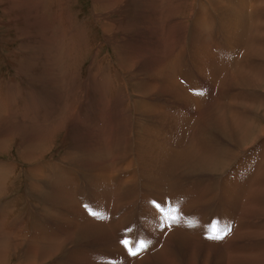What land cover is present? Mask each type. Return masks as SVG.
I'll use <instances>...</instances> for the list:
<instances>
[{
    "label": "rangeland",
    "instance_id": "rangeland-1",
    "mask_svg": "<svg viewBox=\"0 0 264 264\" xmlns=\"http://www.w3.org/2000/svg\"><path fill=\"white\" fill-rule=\"evenodd\" d=\"M5 1L0 0V118L5 113H20L23 117L19 120L20 125H13L12 129L9 130L12 131L9 137L0 144V160L16 165L15 173L18 181L21 182V188L17 195L25 193L27 172L31 164L36 165L29 171L30 175L38 179H44L45 185L48 184L50 186L47 191H44L42 187L33 185V193L44 202L62 211L52 212L44 210L55 221V226L53 227L54 236L46 237L41 241H29L25 236L20 239L17 236H11L23 241V245L17 250L16 247L15 249L12 247L7 259L0 264H28L31 258L29 254L35 256L33 258L35 264H52V260L60 257L63 253H67L68 249H72L68 255L71 264H110L77 250L75 242L89 245V248H99L107 251L106 253L120 256L121 260L118 264H135L137 257L127 254L123 245L114 238L113 234L116 225L126 217V211L119 218H112L108 225L105 220L106 212L113 198V184L117 183L118 186L122 182L120 178L110 174V165L105 148L103 128L107 120L104 118L110 112L115 116L114 124H117L114 137L119 147H122L121 153L118 154L120 163H124L131 156L134 124L139 120L134 135L136 143L134 151L138 157V163L147 177L146 186L152 191L151 196H153L145 199L142 210L143 228L146 238L149 237V251L155 252L153 258H146V264H249V262L254 264V260L256 263L258 262L257 264H264V207H262L263 209L256 208L255 203H253L255 202V194L258 191L259 183L254 185L255 187L250 190V193L248 192L249 199L247 203H242L244 194L249 189V183L253 179L252 174L244 176V172L247 170L246 167H251V163L258 154L262 153L264 155V144L260 143L261 137L264 136V80L261 82L262 85L244 89L243 85L235 82L233 78V73L236 75L240 72L234 68L237 66V62L238 67L242 68L245 75L248 73V66L253 67L260 64L259 66L263 70L264 56L261 54V57L253 58V47L247 49V52L243 55V39L240 35L233 36L229 34L232 40L238 41L235 46L224 43V46L231 49V56L226 59L214 57L215 54L211 55L213 52L207 45V30L203 34L199 28L200 25H198L199 20H201L208 29L211 22L209 23L207 18L210 17L211 20L217 19L219 24L211 25V36H215L214 38L218 41L220 40L219 42L221 43L224 42L226 35L224 27L222 28L223 21L228 23L229 15L227 14L228 17L225 19V16L223 17L217 13V6L213 3L215 2L214 0H171L172 5L170 0H162L163 4L160 9L162 12L160 13L158 12V5H155L159 0H8L7 9L3 7ZM108 1L113 3H108ZM228 1L231 2L232 0ZM216 2H223V0H216ZM205 4L207 6H209L208 4L211 5V13L206 12L204 14L202 5L205 6ZM258 4L261 5V3ZM15 7L20 11L19 13L14 11ZM166 9L172 13L167 14L165 17V14L162 13H165ZM227 11L233 19L232 13L229 10ZM174 14L175 18L170 17ZM253 14L256 15L258 13L252 12L250 20L254 16ZM42 15H44L43 19H41ZM108 15L111 17L106 18ZM43 20H45V23L47 21L51 22L45 24ZM55 22L57 25L54 27ZM50 24L53 26L52 28ZM39 26L42 27L40 28ZM101 26L104 27V31ZM107 26H109L108 29ZM159 27L161 28V33ZM114 28L117 33L111 35L110 33L113 32ZM47 30H49V35ZM104 32L106 34L109 33L108 43ZM185 37L189 44L194 68L199 75L200 81L204 84L202 92H189V87L181 84L176 75H174L172 59L175 55L181 60L185 57L183 45ZM161 38L166 45L165 50L160 49L159 42ZM52 42L54 44L58 43L59 46L56 45L58 48L60 47L59 50L53 48L54 53L50 50L53 46ZM100 46L103 47L97 53L96 50ZM205 50L207 53L209 51V53L204 58L202 55ZM163 52L165 55H163ZM249 52L251 53L249 54ZM15 53L20 54L19 63L15 60ZM54 54H58V57H60L57 62ZM137 60H139V65L135 66ZM215 68L221 72L225 70L224 76L220 78L219 71L215 70ZM82 76L86 78L84 86L92 90L93 94L90 95L92 97L91 100L87 102L89 111L80 120L77 117L70 118L67 114H69L68 110H70L69 104L74 107L73 101L77 104L79 103L77 92ZM60 78L64 79L63 85ZM57 80H59V83H56ZM154 82L160 83L161 85L159 84V86L161 88L165 89L166 87L168 90L160 88L158 91H155L156 89L152 91ZM217 85L221 99L226 102L224 108L229 109L240 102V106L244 105L243 103H249L252 108V110L248 109L251 112H249V126L252 131L250 133L253 134L254 132L257 136L250 142H247V140H244L242 144L239 143L240 140L229 142L215 129V121L211 114L215 111L228 112V109L221 110L216 107L214 92ZM150 87L152 88L150 89ZM8 93L10 94L8 95ZM58 94L63 95L64 101L66 100L63 109ZM71 94L73 95L71 96ZM107 98L110 101L108 106H106ZM167 101L173 104L171 110H167L168 107H171ZM210 102L212 105H210ZM229 103L231 104L230 106ZM201 104H206V106ZM34 105L39 106L38 109L40 108V110L43 109L40 114L36 115L33 112L32 107ZM51 110H53L52 113ZM48 113L54 116L55 119L53 120L55 122L47 118ZM120 113L123 114L121 115ZM27 115H33L32 118L34 117L40 122L46 121L44 123L45 128L38 132L35 129L32 131L31 129L36 120H30ZM24 117H27V120ZM195 117H199L200 120L201 129L199 134L202 139L196 137L192 141L189 129H191L190 126H192V121ZM69 119L73 120L70 121ZM164 125H167L166 129H163ZM1 130H5V128L0 126ZM82 132L83 134H81ZM202 132L203 136L201 135ZM209 134L211 137L208 138ZM214 136L215 138H213ZM40 137L45 138V140L42 142L38 141L37 139ZM255 140L259 141L260 144L254 147L252 153L247 155L248 159L242 164L243 173L241 177L233 170L225 178L223 197V200L225 198V228L227 229L230 224L231 231H235L236 229H233L234 223L240 217L241 212L245 214V216L243 215L244 219L248 215L250 222H252L251 228H249V224H244L238 229L240 239L235 249L229 250L227 246L228 235L231 231L227 232L223 239L202 240L195 235L194 228L179 225L178 211L176 210L177 212H175L174 209L177 208L176 204L181 207L186 205L189 200L187 189L181 185L179 172L196 178L195 186L200 193L204 194L207 183L209 185L211 181L206 182L202 179L201 174L203 175V171L206 174H210L212 171L217 174L222 168L229 165L232 159H236L239 156L240 151L233 152L230 151V148L237 147V150H244L256 142ZM205 141L210 142L211 146H215L216 143L218 145L214 152L217 156L216 160L212 159L213 165L210 164L208 167L210 170L201 169L202 165L200 163H196V170L184 168L185 158L183 153L185 151V143L193 150L202 153L207 149ZM201 143L202 145H200ZM221 144L223 146H220ZM99 147H101V150ZM97 151L100 154H95ZM164 152L169 154L165 155ZM55 160H62L76 165L89 175V185L93 200L102 209L100 216H91L84 210L74 196V181L69 177L61 172L55 177L48 176L43 172V169ZM175 161L180 162L184 169L176 168ZM158 163L162 165V168ZM244 164L245 166H243ZM2 167L9 174V177L13 175L12 170L8 168V164ZM157 169H160V172ZM190 173H193V176ZM234 181L235 183H233ZM246 181V185L241 188ZM238 187L240 188L238 189ZM256 187L258 188L256 189ZM261 188H263L261 191L263 193L264 186ZM251 193L254 195V198L252 196L253 200L250 197ZM69 194H73V196ZM263 194H259V196L264 201ZM52 195L55 196L53 201ZM12 197L13 195H5L3 198L4 201H7ZM151 199L162 201L167 209L166 212L158 214V209L150 201ZM250 203H253L251 207ZM8 204V202H4L2 205L0 204V207ZM234 205L236 208H234ZM6 209L1 213L8 217L10 211ZM4 211L6 212L4 213ZM129 211L133 219L132 223L139 225L136 216L132 215L135 212V204L132 203L130 205ZM157 216L159 217L157 218ZM78 228H82V230L74 239L67 240L58 246L55 244L60 237L68 235L74 230L78 232ZM134 229L137 230L138 227L134 225ZM170 229H173L174 233ZM169 236L172 239L167 242V237ZM39 243H42L43 246H40ZM180 244L181 246H179ZM34 245L39 247L37 246L36 248ZM52 249L55 251L53 252L54 256L51 253ZM143 252L145 253L146 251L143 249ZM145 256L148 255L145 253L142 257Z\"/></svg>",
    "mask_w": 264,
    "mask_h": 264
},
{
    "label": "bare ground",
    "instance_id": "bare-ground-1",
    "mask_svg": "<svg viewBox=\"0 0 264 264\" xmlns=\"http://www.w3.org/2000/svg\"><path fill=\"white\" fill-rule=\"evenodd\" d=\"M115 1V0H114ZM120 1V0H119ZM124 1V0H123ZM144 1V0H143ZM176 1V0H175ZM211 1V0H210ZM215 2H213L216 6H217V10H216V12L217 13H219L221 16H225V19H226V17H228V15H229V22L228 23H225L224 21H223V25H222V28L224 27V30H225V37H224V42H223V45H224V43L225 44H229V45H231V46H235V44L238 42H235L234 40H232L231 39V36H229V34H231V35H240V37L243 39V47H244V52L242 53L243 55H244V53L245 52H247V49H250L251 47H253V50H252V53H253V55H252V57L253 58H256V57H261V54H262V56H264V0H237V2H235V0H232L231 2H229L228 0V2L226 1V0H223V2H216V0H214ZM32 2V1H31ZM111 3H113L112 1H110ZM109 1H108V3H110ZM163 1L162 0H159L155 5H158V12L160 13V12H162V10L160 11V9L162 8V3ZM174 2V1H173ZM122 3V2H121ZM124 3V2H123ZM170 3H171V0H170ZM258 3H261V5L260 4H258ZM130 4V3H129ZM9 5V3H8V0H6L5 1V3H4V6L3 7H5L6 9H7V6ZM171 5H172V3H171ZM175 5V4H174ZM193 5V4H192ZM35 6V5H34ZM108 6H109V4H108ZM108 6H107V8H108ZM100 7H101V5H100ZM156 7V6H155ZM173 7H175V6H173ZM194 7V6H193ZM96 8H97V6H96ZM172 8V7H171ZM39 9V8H38ZM101 9H102V7H101ZM104 9V8H103ZM116 9V8H115ZM168 9V8H167ZM166 9V12L165 13H162V14H165V17L167 16V14H171L168 10ZM174 9H176V8H174ZM213 9H214V7H213ZM105 10H106V8H105ZM164 10V9H163ZM227 10H229L231 13H232V17H233V19L231 18V16H230V14L228 13V11ZM14 11H16L17 13H19L20 11H18L17 9H16V7L14 8ZM170 11H172V10H170ZM214 11V10H213ZM41 12V11H40ZM48 12V11H47ZM157 12V13H158ZM168 12V13H167ZM252 12H254V13H258V14H256V15H254V16H252V19L250 20V16H251V14H252ZM42 13V12H41ZM36 14V13H35ZM111 14V13H110ZM213 14V13H212ZM228 14V15H227ZM45 15V14H44ZM44 15H42L40 18L41 19H43L44 17ZM227 15V16H226ZM40 16V15H39ZM153 16V15H152ZM175 16V14L173 15V16H170V17H174ZM104 17V16H103ZM111 16L110 15H108V17H106V18H110ZM138 18V17H137ZM175 18V17H174ZM215 18V17H214ZM40 19V20H41ZM168 19V18H167ZM224 19V20H225ZM46 20V19H45ZM45 20H43V22L45 23ZM55 20H56V18H55ZM221 20V19H220ZM53 21V20H52ZM226 21V20H225ZM42 22V21H41ZM40 22V23H41ZM47 22H51V21H47ZM46 22V23H47ZM60 22V21H59ZM45 23V24H46ZM3 24V23H2ZM52 24V23H51ZM50 24V25H51ZM102 24V23H101ZM107 24V23H106ZM178 24V23H177ZM43 25V24H42ZM49 25V26H50ZM57 24H56V22L54 23V27L56 26ZM103 25V24H102ZM198 25H200V29L202 30V32H203V34H204V31L207 29V27L202 23V21L201 20H199V24ZM216 25V24H215ZM111 26V25H110ZM112 26H113V24H112ZM252 26V27H251ZM40 27V26H39ZM42 27V26H41ZM40 27V28H41ZM44 27H45V25H44ZM43 27V28H44ZM53 26L51 25V28H52ZM108 27L109 26H107V29H108ZM140 27V26H139ZM165 27V26H164ZM184 27V26H183ZM104 28V27H103ZM160 28V27H159ZM199 28H198V31H199ZM46 29V28H45ZM106 29V31H108ZM111 29V28H110ZM180 29V28H179ZM219 29V28H218ZM54 30V29H53ZM174 30V29H173ZM156 31V30H155ZM159 31H160V33L162 32L161 31V28L159 29ZM117 33V30L114 28L113 29V32L112 33H110L111 35L112 34H116ZM212 33V32H211ZM47 34L49 35V30H47ZM109 34V33H108ZM177 34V33H176ZM194 34V33H193ZM214 34V33H213ZM216 34H217V32H216ZM110 35V36H111ZM174 35V34H173ZM40 36V35H39ZM44 36V35H43ZM55 36V35H54ZM53 36V37H54ZM176 36V35H175ZM232 36V37H233ZM174 37V36H173ZM194 37V36H193ZM215 37V36H214ZM48 38H50L49 36H48ZM48 38H46V39H48ZM160 38V37H159ZM177 38V37H176ZM207 38V37H206ZM235 38V37H234ZM199 39V38H198ZM41 41V40H40ZM51 41V40H50ZM220 41V40H219ZM223 41V40H222ZM47 42V41H46ZM62 42V41H61ZM53 43V42H52ZM59 43H60V41H59ZM115 43H117V42H115ZM160 44V49L161 50H165L166 49V45H165V43H164V41H162V38H161V40H160V42H159ZM50 44V43H49ZM57 45H58V43H56ZM56 44H54L53 43V46H52V48L50 49V50H52L53 51V48H55V49H57V50H59V48H58V46L56 45ZM42 45H44V44H42ZM64 45V44H63ZM205 45V44H204ZM60 46H61V44H60ZM179 46V45H178ZM49 47V46H48ZM173 48V47H172ZM238 48V47H237ZM169 49V48H168ZM177 49V48H176ZM241 49H243V48H241ZM46 50H47V48H46ZM129 51V50H128ZM139 51V50H138ZM167 51V50H166ZM170 51V50H169ZM168 51V52H169ZM211 52V51H210ZM53 53H54V51H53ZM208 53H209V51H208ZM208 53H207V51L205 50V52H203V57L205 58V57H207L208 56ZM251 52H249V54H250ZM27 54V53H26ZM56 54V53H55ZM54 54V57H55V61L57 62L58 61V59L60 58V57H58V54L57 55H55ZM163 55H165L164 54V52H163ZM211 55H214V53H212ZM210 56V55H209ZM215 56V55H214ZM53 57V58H54ZM239 57V56H238ZM241 57V56H240ZM50 58V57H49ZM156 58V57H155ZM35 59V58H34ZM165 59V58H164ZM163 59V60H164ZM242 59V58H241ZM15 60H16V62H20V54H17V53H15ZM133 60V59H132ZM162 60V59H161ZM251 60V59H250ZM254 60V59H253ZM257 60V59H256ZM12 61V60H11ZM54 61V60H53ZM138 62H139V60H137V62L135 63V66L138 64ZM13 63V62H12ZM32 63H34V62H32ZM54 63V62H53ZM53 63H52V65H53ZM168 63H169V61H168ZM256 63V62H255ZM234 64H236V63H234ZM132 65H133V63H132ZM139 65V64H138ZM137 65V66H138ZM253 65V64H252ZM251 65V66H252ZM260 64H258V65H256V66H253V67H249L248 66V68H247V70H248V73H247V75H245V73H244V71H242V68L241 67H238L239 65H238V62H237V66L236 67H234L235 69H236V71H240L238 74H236V75H234V73H233V78H234V80H235V82H237V83H241L242 85H243V87H244V89H248V88H251L252 86H254V88L255 87H257L258 85H262L261 84V82L264 80V73H263V70H262V68H260V66H259ZM131 66V65H130ZM171 66V65H170ZM215 66V65H214ZM38 67V66H37ZM169 67V66H168ZM53 68V67H52ZM60 68V67H59ZM128 68H129V66H128ZM233 68V69H234ZM24 69V68H23ZM217 68H215V70H216ZM54 70V69H53ZM167 70V69H166ZM174 70V69H173ZM218 70V69H217ZM243 70H245V69H243ZM49 71V70H48ZM172 71V70H171ZM219 71V70H218ZM246 71V70H245ZM46 72V71H45ZM173 72V71H172ZM234 72V71H233ZM23 73V72H22ZM224 73H225V70H222V72L221 71H219V74H220V78L221 77H223L224 76ZM47 74V73H46ZM174 74V73H173ZM218 74V75H219ZM44 75H45V73H44ZM166 75V74H165ZM165 75H164V77H165ZM175 75V74H174ZM216 75V74H215ZM217 75V76H218ZM47 76V75H46ZM52 76V75H51ZM54 76V75H53ZM162 76V75H161ZM160 76V77H161ZM56 77V76H55ZM74 77V76H73ZM80 77V76H79ZM163 77V78H164ZM50 78V77H49ZM174 78H176V77H174ZM213 78V77H212ZM218 78V77H217ZM47 79V78H46ZM52 79V78H51ZM160 79V78H159ZM55 80H56V78H55ZM64 80V79H63ZM63 80H62V78H60V81H61V83H62V85H63ZM49 82V81H48ZM53 82V81H52ZM56 82V81H55ZM73 82V81H72ZM160 82V81H159ZM56 83H59V80H57V82ZM160 84V83H159ZM159 84H158V82H154L153 84H152V86H153V89H151L152 87H150V89L152 90V91H154L155 89V91H158L161 87L159 86ZM71 85H74V84H71ZM161 85V84H160ZM60 86V85H59ZM159 88H158V87ZM64 87V86H63ZM62 87V88H63ZM237 87V86H236ZM67 88H69V87H67ZM241 88V87H240ZM26 89V88H25ZM162 90H165V89H167L166 87H165V89L162 87L161 88ZM150 90V91H151ZM168 90V89H167ZM59 91H60V89H59ZM71 91V90H70ZM8 92H10V91H8ZM12 92V91H11ZM10 92V93H11ZM68 92V91H67ZM10 93H8V95L10 94ZM61 93V92H60ZM62 94V93H61ZM61 94H58L59 95V98H60V101H61V107H62V109L64 108V106H65V101H64V96L63 95H61ZM13 95V94H12ZM73 94H71V96H72ZM11 96V95H10ZM70 96V97H71ZM205 96V95H204ZM238 96V95H237ZM18 97V96H17ZM34 97V96H33ZM57 97V96H56ZM68 97V96H67ZM32 98V97H31ZM63 98V99H62ZM241 98V97H240ZM57 99V98H56ZM65 99H67L66 97H65ZM232 99V98H231ZM69 100V99H68ZM107 100V99H106ZM213 100V99H212ZM239 100V99H238ZM209 101V100H208ZM215 102V101H214ZM205 103V102H204ZM234 103V102H233ZM103 104V103H102ZM139 104V103H138ZM207 104V103H206ZM206 104H203V105H205L206 106ZM234 104H237V103H234ZM239 104H241V102L239 103ZM239 104H237V105H233L232 107H230L229 108V111L226 113V112H220V111H215L214 113H212L211 114V116L213 117V119H214V127H215V129H217V132H219V133H221V136L222 137H224V138H226V140H228L229 142H234V141H236V140H240L239 141V143L240 144H242L243 142H244V140H247V142H250L252 139H254V138H256V134H254V132H253V134L252 133H250V132H252L251 131V128H250V126H249V119H250V116H249V112L250 111H248V109H250V110H252V108L249 106V103H243L244 105H242V106H240ZM67 105V104H66ZM202 105V104H201ZM202 105V106H203ZM210 105H212L211 104V102H210ZM209 105V106H210ZM231 104L229 103V106H230ZM239 105V106H238ZM254 105V104H253ZM31 106H32V104H31ZM51 106V105H50ZM200 106V105H199ZM208 106V105H207ZM229 106H227V107H229ZM39 107V106H38ZM38 107L36 106V105H34L33 107H32V110H33V112L37 115V114H40L41 112H42V110H40V108L38 109ZM60 107V106H59ZM68 107V106H67ZM141 107V106H140ZM214 107V106H213ZM217 107V106H216ZM242 109H241V108ZM247 107V108H246ZM252 107H254V106H252ZM212 108V107H211ZM218 108V107H217ZM52 109V108H51ZM56 109V108H55ZM55 109H54V111H55ZM61 109V108H60ZM61 109V110H62ZM202 109V108H201ZM214 109V108H213ZM217 110V109H216ZM46 111V110H45ZM52 111L53 110H51V113H52ZM98 111V110H97ZM182 111V110H181ZM59 112V111H58ZM51 113H48L49 115H48V117L47 118H49V119H52V121H54L53 119H55L54 118V116H52V114ZM68 113H69V116H70V118H73L74 116H73V111L72 110H68ZM183 113V112H182ZM251 113V112H250ZM45 114H47V113H45ZM58 114H60V113H58ZM228 114V115H227ZM28 116V118L30 119V120H36L35 121V123H34V121H33V127H32V131H34V129L35 130H37V132L38 131H41L43 128H45V125H44V123L46 122V121H44V122H40L38 119H36V118H32V116L33 115H27ZM45 116V115H44ZM43 116V117H44ZM198 116V115H197ZM204 116V115H203ZM3 117V119L1 120V118ZM1 118H0V126H3L4 128H5V130H1L0 131V144L3 142V140H6L8 137H9V135H10V133L12 132V131H9L10 129H12V127H13V125H15V124H18V125H20V118H22L23 116H22V114H17V113H14V114H9V113H5L3 116H2ZM42 117V116H41ZM183 117V116H182ZM25 118V117H24ZM39 118V117H38ZM47 118H46V120H47ZM26 120H27V117L25 118ZM44 119V118H43ZM59 120V119H58ZM70 121L71 120H73V119H69ZM68 120V121H69ZM48 121H50V120H48ZM51 121V122H52ZM57 121V120H56ZM205 121V120H204ZM254 121V120H253ZM27 122V121H26ZM32 122V121H31ZM51 122H50V124H51ZM55 122V121H54ZM193 122V121H192ZM22 123V122H21ZM25 123V122H24ZM77 123V122H76ZM75 123V124H76ZM208 123V122H207ZM213 123V122H212ZM29 124H30V122H29ZM210 124H211V122H210ZM210 124H209V127H210ZM56 125V124H55ZM70 125V124H69ZM168 125V124H167ZM189 125V124H188ZM61 126H63V125H61ZM73 126H74V124H73ZM23 127V126H22ZM51 128H53L52 126H50ZM56 127H57V125H56ZM55 127V128H56ZM171 127V126H170ZM191 127V126H190ZM60 128V127H59ZM63 128H64V126H63ZM68 128V127H67ZM179 128V127H178ZM74 129V128H73ZM185 129V128H184ZM189 129V128H188ZM64 130V129H63ZM190 130V129H189ZM8 131H9V133H8ZM19 131V130H18ZM17 131V132H18ZM23 131V130H22ZM30 131V130H29ZM65 131V130H64ZM73 131H75V130H73ZM80 131V130H79ZM79 131H77V132H79ZM87 131V130H86ZM186 132V131H185ZM27 133V132H26ZM30 133V132H29ZM188 133V132H187ZM38 134V133H37ZM81 134H83V132L81 133ZM159 134V133H158ZM183 134V133H182ZM213 134H215V133H213ZM154 135V134H153ZM160 135V134H159ZM188 135V134H187ZM202 136H203V132H202V134H201ZM210 135V134H209ZM220 135V134H219ZM162 136V135H161ZM177 136V135H176ZM190 136V135H189ZM33 137H35V136H33ZM39 137V136H38ZM209 137H211V135L210 136H208V138ZM37 138V137H36ZM213 138H215V136L213 137ZM217 138V137H216ZM242 138V139H241ZM190 139V138H189ZM221 139V138H220ZM38 141H40V142H42V141H44L45 140V138H43V137H40L39 139H37ZM154 140V139H153ZM223 140V139H222ZM155 141V140H154ZM256 141V140H255ZM35 142V141H34ZM64 143V142H63ZM80 143H81V141H80ZM205 143H207V144H205L206 146H207V149H205L204 150V152H202V153H200V152H198V151H195V150H193L192 148H190L189 146H187V143H185V145H184V148H185V151H184V153H183V157L185 158V160H184V163H185V167L184 168H193L194 170H196V168H197V164L196 163H200L201 165H202V167H201V169H207V170H210L208 167H209V165L210 164H212V159L213 160H216V154L214 153L215 152V150H216V145L214 146V145H212L211 146V144H210V142H207V141H205ZM212 143V142H211ZM253 143V142H252ZM4 144V143H3ZM250 144V143H249ZM87 145V144H86ZM151 145H153V144H151ZM163 145H165V144H163ZM170 145V144H169ZM169 145H168V148H169ZM200 145H202V143L200 144ZM199 145V147H201ZM35 147V146H34ZM83 147V146H82ZM98 147V146H97ZM165 147H166V145H165ZM242 147V146H241ZM7 148V147H6ZM96 148V147H95ZM101 147H99V149H100ZM202 148V147H201ZM37 149V148H36ZM86 149V148H85ZM97 149V148H96ZM95 149V150H96ZM103 149V148H102ZM170 149V148H169ZM203 149V148H202ZM201 149V150H202ZM101 150V149H100ZM171 150V149H170ZM222 150V149H221ZM229 150V149H228ZM1 151V150H0ZM99 151V150H98ZM97 151V153H95V154H100V152H98ZM231 151V150H230ZM146 152V151H145ZM169 152H171V151H169ZM102 153V152H101ZM165 153V152H164ZM239 153V152H238ZM139 154V153H138ZM148 154V153H147ZM146 154V155H147ZM161 155H162V153H160ZM159 154V155H160ZM167 154H169V153H165V155H167ZM204 154H206L207 156H205ZM258 154V153H257ZM33 155V154H32ZM103 155V154H102ZM144 155V154H143ZM160 155V157H162ZM140 156V155H139ZM148 156V155H147ZM172 156V155H171ZM159 157V158H160ZM167 157V156H166ZM180 157V156H179ZM226 157V156H225ZM256 157V156H255ZM262 157H263V154L261 153L260 155L258 154V156L256 157V159H254L253 160V162L251 163V167H246L247 168V170L244 172L245 174H244V176L245 175H247V174H254L255 173V171H256V168L257 167H259V165H260V163L263 161L262 160ZM158 158V159H159ZM232 158H233V156H232ZM158 159H156V160H158ZM172 159V158H171ZM175 159V158H174ZM31 160H33V159H31ZM36 160V159H35ZM161 161H163L162 159H161ZM171 161H173V160H171ZM154 162H156V161H154ZM158 162V161H157ZM156 162V163H157ZM176 162V168H180V169H184L183 168V166L180 164V162H177V161H175ZM147 163V162H146ZM159 164V163H158ZM159 165H161V164H159ZM158 165V166H159ZM175 165V164H174ZM213 165V164H212ZM249 165V164H248ZM146 166H148V165H146ZM152 166V165H151ZM157 166V167H158ZM243 166H245V164L243 165ZM262 166L264 167V165L262 164ZM261 166V167H262ZM199 167V166H198ZM155 168H156V166H155ZM160 168V167H159ZM161 168H162V165H161ZM160 168V169H161ZM173 168V167H172ZM244 168V167H243ZM143 169H144V167H143ZM159 169V170H160ZM200 169V170H201ZM213 169V168H212ZM264 169V168H263ZM103 170V169H102ZM101 170V171H102ZM158 169H157V171H159ZM261 170H262V168L260 169V171L257 173V177L260 175V172H261ZM34 171V170H33ZM104 171V170H103ZM156 171V172H157ZM160 172V171H159ZM158 172V173H159ZM10 173V172H9ZM146 173V172H145ZM148 173V172H147ZM210 173V172H209ZM42 174V173H41ZM63 174V173H62ZM198 174V173H197ZM203 174H206V173H204V171H203ZM208 174V173H207ZM9 174L5 171V170H3V167L2 166H0V193H2V190H6V181L10 178L9 176H8ZM158 175V174H157ZM251 175V176H252ZM103 176V175H102ZM149 176V175H148ZM55 177V176H54ZM152 177V176H151ZM93 180V179H92ZM71 181V180H70ZM5 182V183H4ZM112 182V181H111ZM53 183V182H52ZM65 183V182H64ZM230 183V182H229ZM233 183H235V181L233 182ZM237 183V182H236ZM246 183H247V181L242 185V187L241 188H243L245 185H246ZM66 184H68V183H66ZM250 184V183H249ZM55 185H56V182H55ZM60 185V184H59ZM74 185L75 184H73V187H74ZM230 185V184H229ZM238 185V184H237ZM237 185H235V186H237ZM241 185V184H240ZM69 186V185H68ZM232 186H233V184H232ZM3 187V189H1ZM57 187V186H56ZM230 187V186H229ZM255 187V186H254ZM75 188V187H74ZM240 187H238V189H239ZM248 188V187H247ZM258 187H256V189H257ZM63 189V188H62ZM68 189V188H67ZM228 189V188H227ZM254 189V188H253ZM54 190V189H53ZM58 190V189H57ZM61 190V189H60ZM201 190V189H200ZM263 190V188H261L260 189V187L258 188V191H259V194H263V193H261V191ZM257 191V192H258ZM64 192V191H63ZM246 192V191H245ZM251 192H253V191H251ZM61 193H62V191H61ZM229 193V192H228ZM227 193V194H228ZM249 193H250V190H249ZM249 193H248V195H249ZM255 193V192H254ZM58 194H60V193H58ZM69 195H71V194H69ZM245 195V194H244ZM256 195V194H255ZM264 195V194H263ZM71 196H73V194L71 195ZM252 196H253V198H254V195H253V193H251L250 194V197H251V199H252ZM231 197V196H230ZM261 197V196H260ZM51 198H52V201L53 200H55V196L54 195H52L51 196ZM224 200H225V198H224ZM253 200V199H252ZM70 203H71V201H70ZM74 203V202H73ZM98 203H99V201H98ZM231 203V202H230ZM78 204V203H77ZM234 204V203H233ZM177 205V208L176 209H174L175 210V212H177L178 211V209L180 208V207H178L179 206V204H176ZM175 205V206H176ZM236 205V204H235ZM234 205V206H235ZM247 207V206H246ZM8 209V207L7 206H3V207H0V263L1 262H3L5 259H7V257H8V255H9V251L12 249V247H14L13 249H15V247H16V250L17 249H19V248H21L22 247V245H23V241H21V240H18V239H16V238H13V237H11V236H17L19 239L20 238H22L24 235H23V233H21L20 234V231L19 230H15L16 232H14L13 230H12V225H9V226H5V225H3V223H4V220L7 218V216H5L4 214H2L1 212H3V210L4 209ZM107 208V207H106ZM234 208H236V206L234 207ZM6 209V210H7ZM177 210V211H176ZM246 210V209H245ZM256 210V209H255ZM9 211V210H8ZM46 211V210H45ZM234 211H235V209H234ZM247 211V210H246ZM6 211H4V213H5ZM243 212H244V210H243ZM258 212V211H257ZM242 213V212H241ZM240 213V214H241ZM255 213H256V211H255ZM178 214V213H177ZM244 214V213H243ZM258 214V213H257ZM245 216V215H244ZM174 217V216H173ZM177 218V217H176ZM232 218V217H231ZM174 221V220H173ZM175 222V221H174ZM5 226V227H4ZM14 227V226H13ZM11 228V229H10ZM180 229V228H179ZM234 229V228H233ZM253 232V231H252ZM191 233V232H190ZM151 234V233H150ZM249 234H250V232H249ZM151 236V235H150ZM149 238V237H148ZM240 239V238H239ZM12 240H14L13 242H12ZM154 240V239H153ZM179 240V239H178ZM193 240V239H192ZM191 240V241H192ZM180 241V240H179ZM184 242V241H183ZM35 243V242H34ZM178 244H179V242H177ZM181 243V242H180ZM40 244V243H39ZM182 244V243H181ZM181 244L179 245V246H181ZM196 244V243H195ZM29 245H31V244H29ZM182 245H184V244H182ZM185 245H186V243H185ZM197 245V244H196ZM36 246V248H37V246L38 245H34V247ZM40 246H43V244L41 243L40 244ZM257 246V245H256ZM259 246V245H258ZM39 247V246H38ZM60 247V246H59ZM189 248V247H188ZM194 249H195V247H193ZM242 248V247H241ZM117 250V249H116ZM145 250V249H144ZM239 250V249H238ZM36 251V250H35ZM163 251V250H162ZM53 252H55L53 249H52V251H51V253L53 254V256H54V253ZM124 252V251H123ZM29 253V252H28ZM34 253V252H33ZM146 253V252H145ZM159 253V252H158ZM232 254H233V252H231ZM239 254V253H238ZM36 255V254H35ZM49 255V254H48ZM263 255V254H262ZM261 255V256H262ZM29 256L31 257L30 259H29V262H28V264H35V262H34V259L33 258H35V256H33V254H29ZM130 258V257H129ZM249 258V257H248ZM50 259V258H49ZM237 259V258H236ZM249 259H251V258H249ZM264 259V258H263ZM48 260V259H47ZM148 260V259H147ZM209 260V259H208ZM241 260V259H240ZM248 260V259H247ZM246 260V261H247ZM252 260V259H251ZM258 260V259H257ZM260 260V259H259ZM218 261V260H217ZM248 261H250V260H248ZM181 262V261H180ZM239 262V261H238ZM237 262V263H238ZM244 262V261H243ZM253 262H255L256 263V261L254 260ZM151 263V262H150ZM193 263V262H192ZM197 263V262H196ZM208 263V262H207ZM234 263V262H233ZM245 263V262H244ZM246 263H248V262H246ZM251 262H249V264H250ZM254 263V264H255ZM258 263V262H257ZM256 263V264H257ZM158 264V263H157ZM164 264V263H163Z\"/></svg>",
    "mask_w": 264,
    "mask_h": 264
},
{
    "label": "snow or ice",
    "instance_id": "snow-or-ice-1",
    "mask_svg": "<svg viewBox=\"0 0 264 264\" xmlns=\"http://www.w3.org/2000/svg\"><path fill=\"white\" fill-rule=\"evenodd\" d=\"M156 207H157V209H161V205L160 204H156ZM231 231V225L229 224V226L227 227V229L225 230V232L224 233H222V234H220V235H214V236H210V237H208L209 239H217V240H219V239H223V236L224 235H226L227 234V232H230ZM130 254L131 255H136L137 253H135V252H131L130 251Z\"/></svg>",
    "mask_w": 264,
    "mask_h": 264
}]
</instances>
